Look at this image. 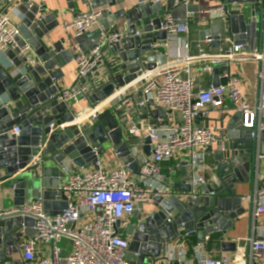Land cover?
<instances>
[{"label": "water", "instance_id": "1", "mask_svg": "<svg viewBox=\"0 0 264 264\" xmlns=\"http://www.w3.org/2000/svg\"><path fill=\"white\" fill-rule=\"evenodd\" d=\"M76 1L88 7V12L100 13L99 28L74 39L63 37L55 41L53 32L59 25L55 14L45 15L41 5L30 6L21 0L18 11L23 18L17 49L5 52L11 65L0 66V204H12L8 211L0 209L1 262L22 251L24 236L31 238L35 234V219L25 214L23 207L41 198L44 210L52 217L67 209L66 199L58 192L65 180V164L98 171L100 161L112 153L128 173H139L129 143L136 137L124 136L122 127L126 123L120 125V117L111 110L98 114L92 124L79 123L73 105L57 100L61 90L58 82L64 78L67 64L78 54L99 48L101 58L88 75L98 82H90L92 93L85 96L95 108L143 73L166 66L168 57L161 53L168 44L167 32L161 28L164 5L140 0L130 11L113 12L111 8L125 0ZM199 1L186 6V0H169L167 13L185 23L188 13L201 10ZM220 5L225 10L222 25L211 26L202 38L212 37L219 48L225 31L235 45L244 46L243 50L247 51L246 44L253 40L259 45L256 32L258 18L264 15V0H220ZM111 31L123 34L115 44L104 40L103 34ZM26 46L31 51L23 55L21 51ZM219 71L216 68L214 72L215 86L220 85ZM80 83L85 84L86 79ZM168 114L171 113L148 103L141 119H166ZM240 121L241 114L237 113L222 138H216L220 146L217 151L212 146L207 148L215 153L209 184L200 185L199 189L190 184L156 190L151 194L150 212H136L127 228L121 229L122 223H118L120 233L130 239L129 261L157 264L165 247L174 240L184 241V234L197 237L199 244L216 235L223 242L233 222L245 214L238 185L249 179L254 184L256 173L264 165V130L244 129ZM15 128L18 135L13 133ZM143 143L150 145V139L145 138ZM146 155L150 154L146 151ZM24 227L27 229L23 233ZM222 246L225 249L226 243Z\"/></svg>", "mask_w": 264, "mask_h": 264}, {"label": "built area", "instance_id": "2", "mask_svg": "<svg viewBox=\"0 0 264 264\" xmlns=\"http://www.w3.org/2000/svg\"><path fill=\"white\" fill-rule=\"evenodd\" d=\"M25 1L32 6L43 0ZM159 2L160 0H155V3ZM188 3L186 0L185 5L188 6ZM203 13H214L222 19L225 16L223 6L218 3ZM99 17L98 11L79 13L66 29L73 30L76 37L88 34L99 26ZM161 28L167 32V39L171 40H177L190 31L187 22L180 23L170 13L163 15ZM103 35L104 40L110 44L117 43L123 37L122 33L114 31ZM20 36L19 26L9 15L0 13V53L9 49L16 50ZM205 42L212 44L214 39L207 38ZM246 46L250 50L247 59L260 64L261 91L257 104L247 102L240 89L241 80L231 72L223 75L225 82L219 86L212 83L207 89L200 88L197 92L194 90L197 78L190 64L198 61L201 74L213 75L221 64H231L237 60L243 45H234L228 52L214 57L201 50L199 57L193 62L192 59L187 60V67L173 64L151 72L142 83V97L139 101L132 92H126L117 97L113 106L110 105L111 110L126 120L129 136L145 134L150 139L149 156L140 154L139 145L132 146L133 156L139 165L137 177L130 178L125 168L106 171L100 167L98 171L78 172L65 164V180L58 192L66 199L67 209L52 217L44 210L41 198L23 207L22 211L35 219V234L22 242L19 262L7 260L0 264H141L128 260L130 239L120 233L117 225L136 212L143 211L144 205L151 200V194L163 188L160 174L163 162L186 154L191 157L192 164L197 165L200 160L196 150L205 151L217 144L210 129L196 124L198 117L207 113L209 107H221L229 100L235 111L241 114L240 124L244 129L260 132L264 125V32L260 45L253 40ZM184 48L189 49V45L185 44ZM30 51L29 46H26L21 54L26 55ZM100 58L99 48L77 55L76 78L79 84L61 89L57 95L59 102L74 105L91 94L90 86L81 84L80 81L88 78ZM132 103H135L139 116L146 104L151 103L178 115L179 119L168 126H146L143 121L134 123L130 120L129 106ZM101 105L106 104L79 112V123H94L98 114L104 112ZM13 133L18 135V128ZM205 183L206 179L201 175L192 177L190 181L193 189ZM252 199L254 223L251 236L245 240L247 245L239 249L232 260L211 257L202 245L194 246L192 257H189L185 248L172 242L165 247L158 264H264V189L259 188ZM123 228L121 225V229ZM26 229L23 228V233ZM63 239L69 240L73 247L70 255L65 258L62 257L59 246Z\"/></svg>", "mask_w": 264, "mask_h": 264}, {"label": "crops", "instance_id": "3", "mask_svg": "<svg viewBox=\"0 0 264 264\" xmlns=\"http://www.w3.org/2000/svg\"><path fill=\"white\" fill-rule=\"evenodd\" d=\"M140 0H125V3L122 5H117L111 10L113 12L125 9L126 11L132 10L139 4ZM155 3V0H151ZM169 0H160L163 3L164 9L161 13L163 16L168 11L166 5ZM21 0H0V13L9 15L16 25H20L23 16L18 11V5L20 4ZM189 4H196L194 0H188ZM220 4V0H200L199 5L201 6V10L199 13H188L187 20L190 27V31L188 34H183L177 40L168 39V44L161 49V53L168 57V64L169 65H182L183 67H187L189 64L187 60L192 59V62L199 57L200 51L203 50L209 56H219L223 52H228L232 46L235 45L234 41L226 34L225 31H222L221 36V45L217 48L212 44L206 43V39L209 38L208 36L202 38L203 32H210V28L213 25H222L223 20L220 18V15L206 14L203 13L204 10H208L216 6L217 3ZM70 4H73V9L70 7ZM39 5L44 9L43 13L45 15L48 14H55L54 20L59 22L58 27L55 28L53 35L54 40L58 41L63 37L74 39L76 37L75 32L73 30H67L66 26L70 24L75 16L82 12H88V7L82 6L76 0L72 2L69 0H43ZM99 28V26L97 27ZM120 31L124 33L123 28H120ZM264 32V15L262 14L258 18V28L256 32V38L259 40L260 44L262 42V36ZM212 38V37H210ZM213 39V38H212ZM188 44L189 49H185L184 45ZM259 44V45H260ZM200 46V47H199ZM248 51L250 50H243L241 54L238 56L237 60L233 61L231 64H221L217 68L220 69L219 71V81L220 83H224L225 80L223 79V75L225 73H232L236 75L241 80V92L244 94L246 100L251 105L257 104L260 99V91H261V83L259 78L260 73V64L256 61H252L247 59ZM78 52V51H76ZM11 65V62L8 60L5 53H0V66L8 67ZM164 66V67H166ZM161 67V68H164ZM161 68H157L152 72H155ZM190 68L192 69L193 74L197 78V83L195 86V92H197L200 88L207 89L210 84H214L215 81V73L213 75L209 74H201L200 73V66L198 61L190 64ZM65 76L64 78L58 82L61 89L66 87H71L77 82L76 78V71H77V64L76 61L73 59L70 61L66 68L64 69ZM105 71L102 70V73ZM151 72L143 73L139 78L133 81L131 84L126 85L125 87L120 88V90L116 91L110 98H107L104 102L100 104H106L105 106L101 105L103 111L111 110L110 105L113 106L114 102L116 101L117 97L123 93H130L132 92L135 99L137 101L140 100L142 97L141 94V86L142 83L145 81L146 77ZM98 82V79L95 78L93 75L86 79V85L90 86V82ZM91 88V86H90ZM92 93V92H91ZM90 100L87 98H81L76 104L73 105L75 108L76 115L79 112L84 110H89ZM97 104V105H100ZM131 115L130 120L134 123L139 121H143L144 125L156 127L159 125H171L174 120H178L179 116L174 114H168L167 118L163 117H148L147 120L141 119L142 113L139 114L136 111L135 103H132L129 106ZM113 111V110H111ZM114 114L118 115L113 111ZM238 112L235 111L234 107L232 106L229 100H226L224 105L218 108L209 107L207 113L201 114L196 124L200 126L207 127L210 129L216 138H222V135L227 131V127L232 122L233 118L236 116ZM119 116V115H118ZM120 117L119 124L123 125L126 123L125 127H122L123 133L125 137H128V129L129 125L127 124L124 118ZM79 122V120L77 119ZM66 125V124H65ZM264 130V125L261 127V131ZM146 138L145 134H141L140 136L136 137L135 140L130 141L129 143L131 146L139 145L140 154L146 155V151L151 154V147L150 145H145L143 140ZM214 151H217L220 146L219 143L212 146ZM107 155L106 160L102 159L100 161V167L102 170L111 171L113 169L124 168L121 164L120 159H118L112 153ZM196 155L198 156L200 162L197 165H193L191 161V157L186 154L177 155L170 161L163 162L160 166V174L163 178V188L160 190H164L165 188L170 189L173 187L181 188L182 186L186 187L190 185V181L192 177L196 175L204 176L206 179L205 184H209L212 181V166L215 162V153L208 152L207 150L203 151L202 149L196 150ZM78 172L81 171H94L92 167L89 169H77ZM128 173V172H127ZM138 175V174H137ZM137 175L133 173H128L130 178H136ZM248 178L251 177L250 173H246ZM243 181L242 184L238 185V193L243 196L242 201V208L245 209V214L239 217L238 220L233 222V227L229 229L226 234L223 236V242L226 243L225 249H223V242L220 241L221 236H208L206 239L205 244H199L197 242V237H189L187 234H184V241L174 240V243H177L181 247L185 248L188 252V256L192 257V249L196 245H202L206 251V253L214 258H230L231 260L234 258L236 252L245 247L247 244L245 240L251 236L252 226L254 223V201L252 197L258 191L259 188L264 189V165L262 166L261 170L256 173L254 184L252 181ZM254 186V188H253ZM199 189V188H198ZM199 192V191H197ZM153 202L150 200L149 203L144 205L143 211L139 212L141 214H146L152 210ZM12 208V204L10 202H1L0 209L1 211H8ZM133 222V216L127 217L123 220L122 226L127 228V226ZM29 237L24 236L22 242L28 239ZM234 244L235 247H232ZM235 248V249H234ZM229 249V251H226ZM21 258V252L12 253L9 257L5 258V261L10 260L14 262H19ZM0 263H2L0 261ZM158 264V263H157Z\"/></svg>", "mask_w": 264, "mask_h": 264}, {"label": "rangeland", "instance_id": "4", "mask_svg": "<svg viewBox=\"0 0 264 264\" xmlns=\"http://www.w3.org/2000/svg\"><path fill=\"white\" fill-rule=\"evenodd\" d=\"M59 246H60V248L62 250V257H64V258L69 256L70 253L72 252L73 247H72L70 241L67 240V239H63L60 242Z\"/></svg>", "mask_w": 264, "mask_h": 264}]
</instances>
